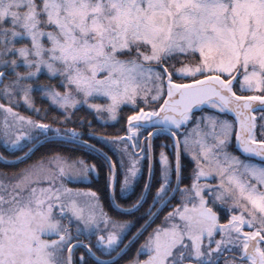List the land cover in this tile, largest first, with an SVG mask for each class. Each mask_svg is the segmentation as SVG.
Returning <instances> with one entry per match:
<instances>
[{
  "label": "snow or ice",
  "instance_id": "obj_1",
  "mask_svg": "<svg viewBox=\"0 0 264 264\" xmlns=\"http://www.w3.org/2000/svg\"><path fill=\"white\" fill-rule=\"evenodd\" d=\"M0 142V264H264V0H0Z\"/></svg>",
  "mask_w": 264,
  "mask_h": 264
},
{
  "label": "trees",
  "instance_id": "obj_2",
  "mask_svg": "<svg viewBox=\"0 0 264 264\" xmlns=\"http://www.w3.org/2000/svg\"><path fill=\"white\" fill-rule=\"evenodd\" d=\"M127 114V110L125 109L124 112L121 113V116L124 117ZM79 116H83L86 120H94V124L93 127L97 128L99 131L102 132H107V133H114L116 132L119 128H120V124L116 123V122H112V123H107V125H105L103 122H99L96 119L95 114H89L86 111H81L80 113H78ZM103 180L102 178H98L97 179V184L102 185Z\"/></svg>",
  "mask_w": 264,
  "mask_h": 264
},
{
  "label": "flooded vegetation",
  "instance_id": "obj_3",
  "mask_svg": "<svg viewBox=\"0 0 264 264\" xmlns=\"http://www.w3.org/2000/svg\"><path fill=\"white\" fill-rule=\"evenodd\" d=\"M45 79H46V76H41V80H45ZM36 103H37V105L44 106V105L47 104V101H46V100H42V99L39 97V95L37 94V96H36ZM21 111H23V109H21ZM91 121H92V125H93V124H94V120L92 119ZM8 151H9V150L6 149V148L4 147L3 143L0 142V153L7 154ZM2 167H4V165H3V163L0 162V168H2ZM161 215H163V213H162ZM146 234H147V233H145V235H146ZM93 239H94V238H93ZM142 239H143V238L141 237V240H142ZM140 242H141V241H137L136 244H134V245L132 246V249H131V253H130V255H135V249H136V247L139 246V243H140ZM77 256H79V253H77ZM121 264H124V262L121 261Z\"/></svg>",
  "mask_w": 264,
  "mask_h": 264
},
{
  "label": "rangeland",
  "instance_id": "obj_4",
  "mask_svg": "<svg viewBox=\"0 0 264 264\" xmlns=\"http://www.w3.org/2000/svg\"><path fill=\"white\" fill-rule=\"evenodd\" d=\"M106 116H107L106 113L101 114V119H100V120H97V121H99V122H103V119H105ZM112 122H115V121H108V123H112Z\"/></svg>",
  "mask_w": 264,
  "mask_h": 264
},
{
  "label": "water",
  "instance_id": "obj_5",
  "mask_svg": "<svg viewBox=\"0 0 264 264\" xmlns=\"http://www.w3.org/2000/svg\"><path fill=\"white\" fill-rule=\"evenodd\" d=\"M2 163V162H1Z\"/></svg>",
  "mask_w": 264,
  "mask_h": 264
}]
</instances>
